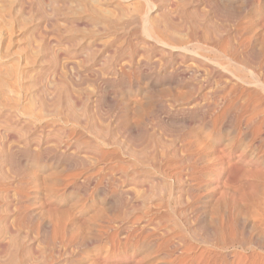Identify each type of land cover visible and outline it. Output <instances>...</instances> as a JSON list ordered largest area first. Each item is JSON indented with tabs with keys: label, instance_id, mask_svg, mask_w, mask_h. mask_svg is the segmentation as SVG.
Listing matches in <instances>:
<instances>
[{
	"label": "bare ground",
	"instance_id": "bare-ground-1",
	"mask_svg": "<svg viewBox=\"0 0 264 264\" xmlns=\"http://www.w3.org/2000/svg\"><path fill=\"white\" fill-rule=\"evenodd\" d=\"M201 1L0 4V264H264V0Z\"/></svg>",
	"mask_w": 264,
	"mask_h": 264
},
{
	"label": "rangeland",
	"instance_id": "rangeland-1",
	"mask_svg": "<svg viewBox=\"0 0 264 264\" xmlns=\"http://www.w3.org/2000/svg\"><path fill=\"white\" fill-rule=\"evenodd\" d=\"M6 1V0H5ZM9 1V2H8ZM183 1V3H185L186 4V2H187V0H182ZM7 2V3H6ZM6 2H4L5 4H6V7H5V10H7V7L9 6L10 7V9H9V7H8V10H11V12H15V10H16V7H18L19 5H25V0H7ZM13 2H15L14 4H13ZM17 2H18V4H17ZM199 2L200 3H202V1L201 0H199ZM219 2H220V0H219ZM223 2V1H222ZM4 3H0V4H4ZM8 3H9V5H8ZM21 3V4H20ZM4 4V5H5ZM13 4V5H12ZM184 4V5H185ZM8 5V6H7ZM10 5H12V7L10 6ZM17 5V6H16ZM25 6H27V5H25ZM14 7V8H13ZM12 8V9H11ZM7 10V11H8ZM12 10H14V11H12ZM205 10V9H204ZM13 13H11V16L9 17V19L6 17V19L8 20L7 22H5L6 21V19H4L3 21H1L0 22V26L2 25V27H0V53H4V49H6V50H8V51H11V52H14V51H16V47L18 48V46L17 45H19L18 43H17V40H19V35L17 34L18 33V31L16 32L15 31V29L17 28L18 29V27H17V24H16V22H14L13 21V18L12 17H15V19L17 20H22L21 22H23V20H25L24 18H26V17H28L26 20H25V22L27 23V30H30V21H29V14H27L26 13V15H21L20 13H18L17 15H14ZM13 14V15H12ZM21 16V19H20V17L19 16ZM26 16V17H25ZM11 20H12V22H11ZM10 21V22H9ZM29 21V22H28ZM19 22V21H18ZM13 23V24H12ZM15 23V24H14ZM28 24H29V26H28ZM9 25H11L10 27H8ZM4 27V28H3ZM5 28H7V29H10L9 31L7 30H4ZM2 30V31H1ZM2 32L3 33H5V34H2ZM7 32H11V33H8L7 34ZM4 35V36H3ZM14 35V36H13ZM17 35V36H16ZM12 36V37H11ZM2 38V39H1ZM4 40V41H3ZM16 40V41H15ZM12 41V42H11ZM2 43V44H1ZM8 43V44H7ZM22 43L23 44H25V42H23L22 41ZM3 45V46H2ZM6 45V46H5ZM118 45V44H117ZM4 47V48H3ZM6 47V48H5ZM13 47V48H12ZM2 49V50H1ZM10 49V50H9ZM5 50V51H6ZM11 63L13 62V61H10ZM149 63H150V60H149ZM104 70V69H103ZM77 77L78 76H76V75H73V79H72V81L74 80L75 81V83L77 84H79V78H78V80H77ZM74 78H76V79H74ZM77 81V82H76ZM99 82V83H98ZM102 82H104L105 83V80H103V79H101V81H100V79L97 81V83L96 84H94V89H93V91H92V89H88V88H85V86H83L82 88V91L84 92V93H82V96L84 97V95H85V98L87 99V101H86V99L84 98V100H85V102H86V104L88 105L87 107L89 108H87V111L88 112H92L91 114L93 115V117H95L96 118V116H97V119H99V118H106L107 117V114H108V110H105L104 111V108L105 109H109V102H108V99H106V95H105V91L108 89V92L110 93V90L112 89H110V86H104L103 85V83ZM98 86V87H97ZM102 86V87H101ZM101 87V88H100ZM97 88V89H96ZM105 88V89H104ZM85 89H86V91H85ZM100 89V90H99ZM103 89V90H102ZM118 90L119 92H120V90L122 89V87L121 88H119V87H117V88H115V90ZM89 90V91H88ZM95 90V91H94ZM116 90V91H117ZM92 92V93H89V92ZM103 93H102V92ZM113 91V90H112ZM111 91V92H112ZM115 91V92H116ZM86 92H88V93H86ZM93 92H94V94H93ZM100 92V93H99ZM107 91H106V94L108 93ZM121 92H122V90H121ZM109 93L107 94V95H109ZM99 94H101V95H99ZM93 95V96H92ZM98 95V96H97ZM89 96H90V98H89ZM101 96V97H100ZM96 98V99H95ZM93 99H95L94 101H93ZM89 100V101H88ZM104 100V102L102 103L101 101H103ZM108 103H107V102ZM93 102H95L94 104H93V107L94 108H92L91 107V105H92V103ZM99 102V103H98ZM99 105H98V104ZM101 104L103 105L102 107H101ZM95 105V106H94ZM108 107V108H107ZM95 108H97V109H95ZM94 109V110H93ZM103 110V111H102ZM99 111H101V112H103V113H101V112H99ZM97 112H98V114H97ZM106 112V113H105ZM101 113V114H100ZM95 114H96V116H95ZM102 116V117H100V115ZM105 114V115H104ZM77 131L78 132H81V133H83V136H84V138L85 139H87V141H90L91 139H93V137L92 136H94L93 135V133L91 132L90 133V131H88L87 132V130H85V133H86V135H85V133H84V131L80 128V129H77ZM88 134V135H87ZM85 136H87V137H85ZM82 147H86V146H82ZM87 148V147H86ZM91 154V153H90ZM89 154V157L91 158V155ZM66 160H60L59 161V166H63V164L65 165V162ZM61 162V163H60ZM69 204H70V202H68V200H65L64 202H59L58 204H56V207L60 210H65V209H69L70 208V206H69ZM38 206V205H37ZM31 208V210L33 211V210H35V212H36V209L34 208V206H32V207H30ZM34 208V209H33ZM40 216H38V215H33V217L35 218V219H38V222H36L37 220H35L34 218H33V220H35V223H34V221L31 223L32 224V226H33V228H37V229H40L39 230V233H41V234H39V236L40 235H43L44 236V228H45V226L43 225V224H45L46 223V221L44 220L43 221V219H45V216H43L42 217V215H44V213L41 215V214H39ZM39 222H42V223H40L39 224ZM38 224V225H37ZM36 225H37V227H36ZM38 226H39V228H38ZM40 226H41V228H40ZM47 231V230H46ZM46 233V232H45ZM41 238V237H40ZM36 246L38 245L37 244V242H36V244H35ZM101 255H103V252L102 253H100Z\"/></svg>",
	"mask_w": 264,
	"mask_h": 264
}]
</instances>
